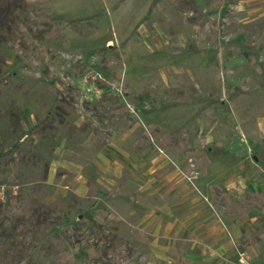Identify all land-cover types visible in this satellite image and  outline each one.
I'll return each mask as SVG.
<instances>
[{
	"label": "rangeland",
	"instance_id": "rangeland-1",
	"mask_svg": "<svg viewBox=\"0 0 264 264\" xmlns=\"http://www.w3.org/2000/svg\"><path fill=\"white\" fill-rule=\"evenodd\" d=\"M264 264V0H0V264Z\"/></svg>",
	"mask_w": 264,
	"mask_h": 264
},
{
	"label": "built area",
	"instance_id": "built-area-1",
	"mask_svg": "<svg viewBox=\"0 0 264 264\" xmlns=\"http://www.w3.org/2000/svg\"><path fill=\"white\" fill-rule=\"evenodd\" d=\"M236 254H237V264H260L256 263L252 260L249 253L245 248H236Z\"/></svg>",
	"mask_w": 264,
	"mask_h": 264
}]
</instances>
